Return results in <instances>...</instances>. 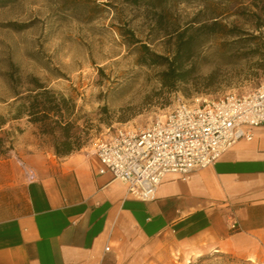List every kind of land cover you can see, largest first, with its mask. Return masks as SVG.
<instances>
[{"label": "rangeland", "instance_id": "374dc122", "mask_svg": "<svg viewBox=\"0 0 264 264\" xmlns=\"http://www.w3.org/2000/svg\"><path fill=\"white\" fill-rule=\"evenodd\" d=\"M192 37L190 58L165 72ZM10 73L37 77L64 97L83 147L120 126L145 128L179 100L201 103L264 84V0H0V127L12 154L27 133L44 147L55 136L28 115L13 118ZM28 87H18L24 95ZM59 136V133H57ZM188 264H246L215 250Z\"/></svg>", "mask_w": 264, "mask_h": 264}, {"label": "crops", "instance_id": "0c3cea01", "mask_svg": "<svg viewBox=\"0 0 264 264\" xmlns=\"http://www.w3.org/2000/svg\"><path fill=\"white\" fill-rule=\"evenodd\" d=\"M100 167L93 145L58 156L24 133L0 158V264H188L210 250L264 264V124L152 200Z\"/></svg>", "mask_w": 264, "mask_h": 264}, {"label": "built area", "instance_id": "2783aa9c", "mask_svg": "<svg viewBox=\"0 0 264 264\" xmlns=\"http://www.w3.org/2000/svg\"><path fill=\"white\" fill-rule=\"evenodd\" d=\"M264 124V84L245 92L179 100L174 109L145 128L120 126L97 137L93 152L100 173L128 185V192L152 200L170 175L187 178L214 164L241 140H251ZM232 228H237L232 221Z\"/></svg>", "mask_w": 264, "mask_h": 264}, {"label": "trees", "instance_id": "16d2710c", "mask_svg": "<svg viewBox=\"0 0 264 264\" xmlns=\"http://www.w3.org/2000/svg\"><path fill=\"white\" fill-rule=\"evenodd\" d=\"M192 37L188 38L182 46L178 48L170 62L169 69L165 72L168 80L184 79L189 70L178 71L183 62H186L192 52ZM13 82L14 96L16 97V112L13 118H20L28 115L31 122L41 124L42 132L55 136L54 151L58 156H67L83 148L80 136L76 132V123L69 119L63 109L67 112V100L64 97L56 96L35 76H30L28 80L22 81L20 77L15 78L13 73L9 75ZM27 85V95L18 87ZM5 124L3 116H0V127ZM59 133V136H57ZM6 152L5 142L0 138V155Z\"/></svg>", "mask_w": 264, "mask_h": 264}]
</instances>
